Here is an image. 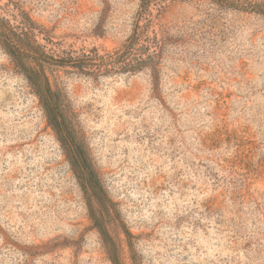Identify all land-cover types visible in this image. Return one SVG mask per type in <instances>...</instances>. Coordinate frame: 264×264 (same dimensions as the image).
Wrapping results in <instances>:
<instances>
[{
    "label": "rangeland",
    "instance_id": "rangeland-1",
    "mask_svg": "<svg viewBox=\"0 0 264 264\" xmlns=\"http://www.w3.org/2000/svg\"><path fill=\"white\" fill-rule=\"evenodd\" d=\"M140 4L0 0V14L17 24L25 11L49 52L102 64L146 25L139 45L157 51L156 71L46 65L138 262L264 264V16L212 0L144 14ZM109 228L132 264L120 222ZM0 264H112L37 95L1 45Z\"/></svg>",
    "mask_w": 264,
    "mask_h": 264
},
{
    "label": "trees",
    "instance_id": "trees-1",
    "mask_svg": "<svg viewBox=\"0 0 264 264\" xmlns=\"http://www.w3.org/2000/svg\"><path fill=\"white\" fill-rule=\"evenodd\" d=\"M165 1L141 0V13H146L154 3ZM212 1L224 7L255 12L264 16V0ZM15 17L18 20L17 24L0 14V45L28 79L37 95L45 113L47 124L54 131L64 155L81 184L92 225L98 230L112 264H127L123 261L120 245L110 232L109 222L113 219L120 222L127 236L132 264H139L133 243L135 236L121 220L116 207L117 204L108 194L92 161L91 154L80 138L72 112L62 91L53 86L46 65L73 67L83 73L99 72L104 68L117 69L119 66L125 71H136L148 65H151L156 71L158 69L156 64L157 51L150 52V42L139 45L140 41L149 35L148 27L136 22L123 51H117V59L112 64H102L97 58L90 55L62 57L54 55L38 39V24L27 12L21 10ZM155 33L157 34V32ZM117 63L119 64L117 65Z\"/></svg>",
    "mask_w": 264,
    "mask_h": 264
}]
</instances>
